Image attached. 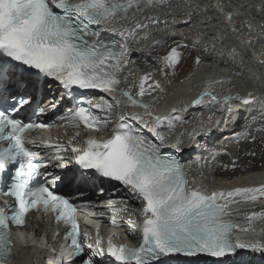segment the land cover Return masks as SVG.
<instances>
[{
  "label": "snow or ice",
  "instance_id": "snow-or-ice-1",
  "mask_svg": "<svg viewBox=\"0 0 264 264\" xmlns=\"http://www.w3.org/2000/svg\"><path fill=\"white\" fill-rule=\"evenodd\" d=\"M140 6L139 0H112L111 3L108 0H0V54L7 57V60L0 61V142L6 144L0 148V183L6 185V190L0 191V195L14 198V203L7 211L0 206V264H6L12 254L10 225L24 226L26 214L35 210L37 205H41L45 213L51 206L56 220L69 225L70 230L66 232L65 238L70 241L74 255L84 251L81 241L90 239L89 233L81 234L79 231L75 219L77 209L69 199L55 191L61 177L52 176L46 181L37 179L42 175L40 169L43 161L36 159L39 154L29 147L37 143L44 147H55L58 153L70 147L80 169L93 170V177L83 172L79 175L65 173L62 182L69 187L74 183L86 185L95 174H99L100 177L121 182L142 202L144 218L140 245L133 248L115 244L112 237L108 239L107 255L114 257L119 264H163L161 257L174 255H182L188 258V264H196L201 254L217 258L214 264H247L242 258L238 261L230 259L240 257L239 250L243 249H251L264 256V244L234 242L229 233L236 226L225 223L223 219L227 215V197L247 195L249 199H255L257 194L264 196V185L237 188L227 194L216 191L206 194L189 188L180 164L161 155L158 151L160 145L149 144L124 121L123 116L121 123L117 124L107 139L101 141L90 138L86 146L53 145L46 143L43 137L26 138L23 135L26 131L51 126L18 118L20 111L34 101L35 97L29 89H36L41 76L45 80L52 78L65 88L75 85L81 89H100L108 93L119 90L132 105L145 110L152 107L133 97L128 89L122 88V80L110 71L118 68L127 48L121 46L113 49L98 39L88 38L97 36L96 32H89L90 25L114 19ZM236 7L243 10L247 5L237 4ZM217 9L225 16L224 21H219L223 26H214L212 31L215 35L211 37L205 32L198 33L193 41L194 46L198 47L208 40L214 52L216 45H220L221 51L216 52V55L223 56L229 36H244L245 27L249 36L242 43L244 46L251 45V22L236 16L222 0L217 4ZM187 23H191V14ZM207 24H212V21ZM227 25H231V28ZM136 27L145 25L138 23ZM179 47L186 46L171 48L164 57L166 66L175 67L179 64ZM228 55L233 60L237 56L243 59L235 47L228 49ZM195 62L197 65L201 63L199 56ZM261 64H264V60ZM33 76L37 79H32ZM149 78L150 75L142 78L138 96L151 95L152 91L160 88L159 82L149 84L146 88ZM21 87L24 88L23 92L19 90ZM205 95L211 93H201L200 99ZM212 99L216 100V97ZM224 99L229 101L233 98ZM235 99L244 105L253 102L250 93L247 97L236 96ZM87 103L90 107L80 106L72 112L73 124L75 127L83 125L99 131L106 122L102 124L91 107L100 109L102 105H92L91 100ZM103 107L111 111L113 105L105 102ZM133 118L139 119L137 114H133ZM153 119L158 123L149 131L155 134L160 123L173 118L156 116ZM181 144L182 141L175 147L179 149ZM56 161L59 167H67L62 155H57ZM9 171L10 174L5 176L4 173ZM219 200H225V203H218ZM102 244L97 233L98 251L95 255H105ZM91 247L89 244L88 248ZM82 264H94V261L89 258Z\"/></svg>",
  "mask_w": 264,
  "mask_h": 264
},
{
  "label": "bare ground",
  "instance_id": "bare-ground-1",
  "mask_svg": "<svg viewBox=\"0 0 264 264\" xmlns=\"http://www.w3.org/2000/svg\"><path fill=\"white\" fill-rule=\"evenodd\" d=\"M176 2L177 0H172V4ZM219 2L220 0H180L175 8L154 17L157 27L150 29L137 28V24L133 27L134 30L139 29L140 32L148 33L143 39L144 45L141 50L143 55H140V62L135 71L136 79L139 77L138 80H140L146 75H150L146 84L154 85L157 80L163 81L164 77L167 78L172 84L171 89L167 98L162 99L159 104L176 107V111L178 110L181 115L186 116L184 124L180 125V128L184 131V138L187 139L190 132L188 139L191 141V138L200 135L198 140L201 143L202 141L206 142L207 139L211 140L213 136L218 141L219 138L216 136L220 134H223V137L224 134H227L225 139L238 138L240 135L232 130V127L228 128L227 126L233 123L232 126L237 125L238 128H242L249 125L248 119L254 118L256 115L264 116V64H261V61L264 60V0H222L231 12L248 20L253 26L250 33L251 45L244 46L242 43L249 36L248 29L245 27L243 29L244 36L239 38L235 35L229 36L227 48L223 49V56L216 55V52L221 51L219 44L216 45V52L212 51V45L208 40L199 44L198 47L193 44L198 33L205 32L211 37L215 35L212 31L214 26H223L219 21H224L225 16L217 9ZM237 4H244L247 7L238 10ZM140 5L127 16H124L119 23L130 26L131 23L137 20L136 14L146 7L144 2H141ZM189 14H191V23L186 24V21L189 20ZM208 21H212V24H207ZM227 27L231 28V25H227ZM158 31H160L159 35L156 42H154L153 39L156 37H152V35L158 33ZM173 40L175 42H172ZM185 40L188 45L198 49L197 51L204 55V59L202 58L203 60L195 66L193 72L178 84L177 82L180 81L178 78L185 71L187 65L184 68L180 59L179 64L175 67L166 66L164 57L167 56L174 45H176L175 47L178 45L183 46L181 42ZM155 43H160V46L156 47ZM233 47L242 54L243 59L240 56H237L235 60L229 57L228 49ZM205 48L208 50L205 51ZM178 51L181 57L182 53H185V48L179 47ZM158 70L163 71L165 76H158ZM155 76H158V79H155ZM217 81L222 82L217 83ZM139 86L140 84L137 81L135 84L130 82L128 89H134L137 93ZM205 91L210 92L211 95H205L202 99H198V93L201 94ZM245 92H253L255 97L254 101L248 105H244L240 100L235 99L236 96L243 98ZM213 96L216 97V100L212 99ZM225 97H232L233 99L225 101ZM137 98L144 103L152 104L150 103L151 95L145 94ZM210 99H212L211 102H208ZM101 101L102 103H111L110 95H103ZM113 104L115 110L113 109L110 114L116 113L118 118L127 112L128 114L132 113L137 108V106L131 104L128 98H118L113 101ZM116 105H120V107H116ZM188 111L190 112L188 113ZM179 117V115H175V118ZM214 122H216V132L213 134L208 133L207 129ZM261 132L260 130L251 131V136L254 137L253 145L250 142L248 143L247 139L226 145L229 152L231 151L232 156H235L237 160H234L233 166L225 168L218 165L216 167V172L229 174L224 182L218 183L216 192L227 194L237 188H258L264 185V167L258 165V162L262 160L260 156L264 154V141ZM215 149L209 152L206 151L208 149H203L200 145H194L187 150L186 160L194 162L198 159H208L212 161L217 158V154L214 152L217 150ZM232 156L224 153L221 159L233 162ZM262 163H264V159ZM192 173H196V170ZM212 192L208 193L211 194ZM257 197L249 199L247 195H236L234 196V202L237 207L246 209L254 215L250 219L248 227L251 229L258 228L257 230L264 236V201L258 200L264 199V196L257 194ZM141 207L142 203L138 201L134 216L129 222L132 227H135L144 217ZM30 254L36 253L31 251ZM14 261L20 263L19 257L16 256Z\"/></svg>",
  "mask_w": 264,
  "mask_h": 264
},
{
  "label": "rangeland",
  "instance_id": "rangeland-1",
  "mask_svg": "<svg viewBox=\"0 0 264 264\" xmlns=\"http://www.w3.org/2000/svg\"><path fill=\"white\" fill-rule=\"evenodd\" d=\"M181 44L183 46H186V47H184L185 48V53H182V55H181V60L183 62L184 68H185L186 65H187V68L185 69V71L182 72L181 76L178 78V80H180V81L182 79H184L185 77L189 76L193 72V70L195 69V65H197V64L194 63L196 61V57L197 56H199L201 60L204 59V55H201V53L199 51H197L198 49H194L193 47H191V45H188L186 42H181ZM158 72H159L158 76L159 75L165 76V73L163 71L158 70ZM158 76H155V79H158ZM178 80H176V81H178ZM159 82H160V84L164 83L166 86H171L172 85L171 82L165 77H164L163 81H159ZM179 82H177V83H179ZM152 93H154V94L160 93L161 94V87H160V89H157V90L153 91ZM116 107H120V105H116ZM248 120H249V125L248 126L243 127V129L242 128L241 129H239V128L235 129V132H237L240 136L238 138H231L233 143H237V142H239L241 140L247 139L248 143L250 142V144L253 145L254 144V137L251 136V131L252 130H256V131L260 130V131H262L261 134H263V141H264V116L263 115L262 116H257L256 115V117H254V118L252 117L251 119H248ZM226 135L227 134L224 135L223 139L220 142L224 141ZM263 144H264V142H263ZM227 149L229 151V148H227ZM227 149L225 148V146L220 145V147L217 148V151L221 153V156L224 153L229 154V155L232 156L233 155L232 152L231 151L228 152ZM232 158H233V162L224 161L220 157V163L219 164H222L220 166H223L224 162L232 164V165H228V166H233V164L235 163L234 160H237V158L235 156H232ZM260 158L262 160L260 162H258V165H260L261 167H264V163H262L263 159H264V154L261 155ZM258 200L261 201V202L264 201V199H261V200L258 199Z\"/></svg>",
  "mask_w": 264,
  "mask_h": 264
},
{
  "label": "clouds",
  "instance_id": "clouds-1",
  "mask_svg": "<svg viewBox=\"0 0 264 264\" xmlns=\"http://www.w3.org/2000/svg\"><path fill=\"white\" fill-rule=\"evenodd\" d=\"M249 93L251 94V96H252V100L254 101L255 97H254V93H253V92H245L243 98H244V97H247ZM209 161H210V160H209ZM217 173H218V172H217ZM203 174H207V172H206V170H205L204 168H203ZM221 180H222V179H221ZM221 180L215 181L216 186L218 185L219 182H221ZM202 181L205 182V180H202Z\"/></svg>",
  "mask_w": 264,
  "mask_h": 264
},
{
  "label": "water",
  "instance_id": "water-1",
  "mask_svg": "<svg viewBox=\"0 0 264 264\" xmlns=\"http://www.w3.org/2000/svg\"><path fill=\"white\" fill-rule=\"evenodd\" d=\"M196 63V62H195Z\"/></svg>",
  "mask_w": 264,
  "mask_h": 264
}]
</instances>
